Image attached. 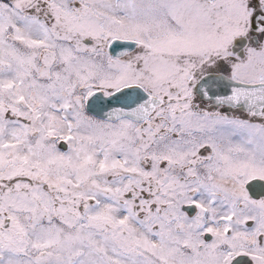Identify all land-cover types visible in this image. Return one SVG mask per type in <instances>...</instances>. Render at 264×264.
Returning a JSON list of instances; mask_svg holds the SVG:
<instances>
[{
    "label": "snow or ice",
    "instance_id": "1",
    "mask_svg": "<svg viewBox=\"0 0 264 264\" xmlns=\"http://www.w3.org/2000/svg\"><path fill=\"white\" fill-rule=\"evenodd\" d=\"M0 264H264V0H0Z\"/></svg>",
    "mask_w": 264,
    "mask_h": 264
}]
</instances>
